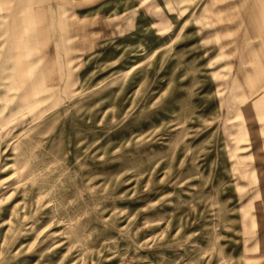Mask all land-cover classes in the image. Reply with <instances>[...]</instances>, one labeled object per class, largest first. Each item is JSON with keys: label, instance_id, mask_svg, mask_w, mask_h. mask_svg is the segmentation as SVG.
<instances>
[{"label": "rangeland", "instance_id": "rangeland-1", "mask_svg": "<svg viewBox=\"0 0 264 264\" xmlns=\"http://www.w3.org/2000/svg\"><path fill=\"white\" fill-rule=\"evenodd\" d=\"M256 4L0 0V264H264Z\"/></svg>", "mask_w": 264, "mask_h": 264}, {"label": "crops", "instance_id": "crops-1", "mask_svg": "<svg viewBox=\"0 0 264 264\" xmlns=\"http://www.w3.org/2000/svg\"><path fill=\"white\" fill-rule=\"evenodd\" d=\"M234 1H238L240 3V5L242 6L245 2H248L249 0H234ZM257 2L256 4V8L254 10H245V9H241V10H238V11H233L234 13H238V17L240 19L242 18H253L254 21H251L254 23V30H255V34L257 36H260L262 37V45L261 46V55H260V51H256V60H257V63H264V52H263V45H264V0H254ZM250 22V23H251ZM244 24H246V21H241L240 23V32L241 34L243 33V27H244ZM260 47H256V50L259 49ZM258 53V54H257ZM240 57L241 59H244L248 60V55H244L243 52H241L240 54ZM261 58V61H259V59ZM259 61V62H258Z\"/></svg>", "mask_w": 264, "mask_h": 264}]
</instances>
